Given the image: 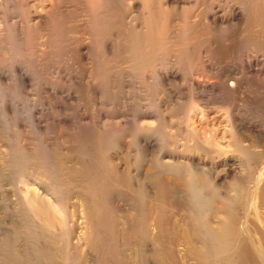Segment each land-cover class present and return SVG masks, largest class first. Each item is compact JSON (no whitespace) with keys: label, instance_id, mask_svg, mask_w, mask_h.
I'll return each mask as SVG.
<instances>
[{"label":"rangeland","instance_id":"374dc122","mask_svg":"<svg viewBox=\"0 0 264 264\" xmlns=\"http://www.w3.org/2000/svg\"><path fill=\"white\" fill-rule=\"evenodd\" d=\"M142 1L143 0H141V24L145 28L147 26V20L149 19L147 17H150L149 15L162 16V13L159 12L158 6L154 1V3H151L152 6H147L146 8L143 7ZM225 1L237 4L242 0ZM243 1L247 3L249 16L246 21L241 23V28L238 29L239 32H236V34L225 37V39L222 38L223 40L218 39L215 44L211 42L207 43V40H210L211 32L207 25L204 24L206 20H202L204 18L203 14L205 13V11L202 10L206 9L207 1L205 0L206 4L204 5L202 4L204 3L203 0H198L190 18L187 16L188 12L178 16L173 14L174 16L172 15L173 19L171 20L173 22L168 19L171 17L167 18V24L169 23L166 25L167 30L168 28L170 31L179 29L175 32H186V40L181 39V42H177L176 36H174L172 41L166 39L168 42L170 41L169 43L163 40V43L161 42L157 45V50L155 52V56H157L155 60L157 62L164 60L166 63H175L178 60L185 59L186 55L188 58V56L191 57L193 54L191 60L193 59V62L196 60L197 63L201 61L207 63V61L212 58L222 62H224V60L228 61L233 59L245 65L249 62L255 63L257 69H249L246 74L248 75V83L246 86L239 88L234 94H225V96L220 95L221 97L217 99L220 104L214 105V107L203 111L198 108V106H195V101L197 99H195L187 87L181 89V92L185 94L180 99L182 100L181 103H175L174 100V103L170 101L159 103L158 98L161 96V89H159V85L155 84L156 82L154 80L148 77L146 72L144 73V69H141V99L134 93V95L130 93L135 91L136 88L131 87L130 83L126 82L129 78L125 76L126 73L124 71V65L126 66L125 61L128 59L127 51L129 50V45L122 42L120 43V41L117 44L118 48L116 54L112 57L111 61H108L103 56L100 44H94L93 42L94 47L92 46L91 54L89 52L90 55H86L87 59L83 63L86 65L85 67L88 71H91L93 77L96 78L95 83L98 84L101 91L92 93L86 89V87L82 86V92L80 91L81 95L80 93L76 94L78 99L66 101L63 95L52 92L48 87L54 79L57 80L56 73L61 66H72V59L68 53L69 49L73 46L71 42L73 38L78 35L80 31L79 24L82 21H87L90 15L98 14L103 11V8L100 7L99 0H0V177L3 179L5 178V182H2L3 184L0 185V264L1 261H3V263L5 261L4 264H6V262L7 264H24L23 261H19V257L9 256L11 258H8L10 262L5 260L4 255L7 251L10 253L13 247L18 250L16 252H19V254L27 260V264H62L64 256L67 258L70 257V260H68L70 262L73 261L72 264L75 262V264H201L197 260L195 261V257H192L193 255L187 252V247H185L181 240L174 242V244L170 242L169 238H166L168 236L156 238V229L151 222V217L147 218L151 204L144 201L143 196L147 193L148 197L156 191V198L159 197L162 188L161 184L166 180L163 179V175L162 177L159 176L160 172L156 164V146L158 145L146 148L144 141H148L149 139V141L152 142L159 141L158 143L163 142L169 145L175 138L179 140L180 143H183L182 137H184L185 134L188 148L191 150L190 152L196 154L197 149L193 145L195 142L200 146L203 143L205 144L207 139H212L210 141L213 144L211 148L221 151V153L224 154L221 156L226 157L228 162L223 166L216 167L214 169L216 172L213 170L211 175L208 174L209 177H207L208 175L205 177H207L209 182H215V184L217 183L216 185H220L221 195H225L223 189H234V187L247 189L256 181L257 177L259 178L260 174L264 173V132L260 131L262 129L260 127H263L262 125L264 123V70L258 69L259 66L264 63V40H260L262 37L264 38V26L259 23L258 17L260 15V9L257 7L261 0ZM203 7L205 8L203 9ZM37 11L40 13L42 20L38 21L35 15L38 13ZM179 16L184 19L179 20ZM185 16H187L186 18L188 21L185 20ZM148 22V25L150 24L152 27H155L154 24L158 26L162 24L160 20L155 22L154 19L152 22L150 20H148ZM89 28L87 30L88 32L99 29V27L95 26H90ZM102 29L100 27V30L97 31L102 33ZM260 30L263 31L261 32ZM80 33L82 34L83 31ZM85 37L88 38L90 36L85 34ZM99 37L101 38L102 36ZM83 38L84 37H82V39ZM180 38H182V36H180ZM84 40L85 39H83V42ZM178 43L181 44L179 45ZM184 44L185 46H183ZM144 48H146V46L141 44V50ZM185 50L188 53H186ZM185 53L186 55H184ZM162 54L165 57L163 59H161ZM176 57L180 58L177 59ZM106 60L108 62H106ZM100 66L105 68L109 67V71H112L110 72L112 75L110 82L104 79V74L101 72ZM98 69H100V71ZM201 74L202 76L205 75L204 77H211L213 82L216 83V80L212 78L211 74ZM179 81L181 84L184 83L183 80ZM122 82H125V84L128 83V86H122ZM103 85H106V87L102 88L104 87ZM112 86H114V89ZM170 88L174 89L171 85ZM127 94H129V101L134 99L141 102V109L148 106L151 107L154 104L159 110V121L150 119L152 120L150 125H146V128L142 126L145 130L141 131L140 137L141 157H136V152L133 150L134 147L128 146L127 143H123L122 141L116 144V148L121 151L118 158L117 156H113L112 158V161L119 169L124 168L126 164H130L133 168L141 163V186H143L141 189L144 191L141 193V211H144L145 214H143V216H146L145 219L148 221L150 220L147 227L148 236L144 238L141 237V239L137 237L131 239L117 237L116 239H112L104 235L96 239L98 241H94L91 237H88L87 231H89V224H87L88 221L84 217L83 202L81 203L79 198V188L75 185L72 186L69 181V174L60 166L67 164V166H77V170L80 169L84 160L86 162L92 156L94 149L93 144L97 140L99 141V139L101 145L103 143L107 144L109 141L116 142L118 140L117 132H119L121 128L113 125V132H108V135L106 134L104 136L103 132H99L100 134L85 136L76 126L64 123L62 119L68 115L73 114L74 116L75 113L78 112V114L84 111H89L91 113L93 111V113H96V108L101 107L103 101L111 102L112 99L124 97ZM30 97L33 98V100ZM34 99L41 103L34 102ZM213 100L214 99L211 101ZM37 103L42 105L43 114L39 115L33 113L32 116H36L37 119L34 116L31 119L29 110H32ZM230 105L238 109V114L245 119L259 124V126L257 125L256 129H254V131H256L255 133L245 131L246 129L243 128L232 129V125L229 123ZM132 107V105H127V107L124 105L126 110H131ZM77 108L80 110L73 113ZM119 109L123 108L119 107ZM131 129L132 128L126 130L127 133L125 132L124 140L131 139L132 134H134L131 133L133 132V129ZM156 132L161 134L159 137L160 139H157L155 136ZM164 140L166 141L164 142ZM246 149L248 153H243ZM247 154L249 155L245 158ZM108 155L112 157L113 153L109 152ZM230 165L233 166V169H231ZM224 167L226 168L224 169ZM184 173L185 175H182L183 179L177 182V186L181 190H186L187 186L185 187V184L186 182L189 184L188 180L190 179L187 172ZM66 175L68 179L65 178ZM21 178L40 179L44 184L54 187L53 193H55V195L50 197V195L43 192L42 189L38 187L35 188V185L31 184V181L24 186L19 184L18 182ZM9 183L12 185L19 184L18 186L20 188L26 187L27 194L31 198H33V195L34 198L38 196L44 203H53L54 199L57 197H63V202L65 203L63 204L64 208L59 209L57 206L55 207V217L59 220L56 219L57 221L54 222L55 224L53 227L48 229L44 228L40 221L34 218L28 207L23 203V200L20 199L19 190L16 192L14 188L12 190L11 188L14 186L11 185L10 188L8 185ZM69 183L71 185H69ZM206 187H208L209 190V185ZM72 188L74 190H72ZM121 190H123V188ZM121 190L118 189L116 193L113 194L112 197L114 199L112 198L111 205L117 212L125 208V210L132 214L133 211L130 209L128 210V208L131 207V201L127 202L125 196H118L119 191L120 193L122 192ZM207 196H209V194ZM177 200L179 199L177 198ZM203 200L204 199H202V201ZM202 201L194 203L185 200V202L188 203L185 206L173 205L171 202H167L166 209L174 225H172V227H174L175 230H179V228L186 225L187 227H191L192 225H190V223L194 225L197 218L199 220L201 216L199 207L203 205ZM250 203L249 196H246V194L238 202V207L240 208V212L243 213V218L245 219L247 217L245 220L243 218L240 220V222L243 223H240L239 227H241V230L247 227V230H249L247 233L249 234H253L252 231L255 230L264 231V224L256 219L255 211H253L255 209L252 208ZM198 204L200 206H198ZM263 204L264 203L258 204V213L264 218ZM188 205L189 207H187ZM64 212L66 213L63 214ZM118 215H121V212L118 213ZM65 217L67 220L65 221L66 223H64L66 227L68 226L67 229H72L69 231V240L71 243L74 242L75 244L73 243L72 245L70 243L69 247L71 248L63 249L62 247L65 245L66 238L63 243L62 238L65 235L63 236L62 231L64 229L61 226L63 223L61 221L64 220L63 218ZM119 219L118 228L125 232L127 227L129 228V224L120 217ZM193 219L195 220L193 221ZM218 219H220V217L212 218L214 222H212L213 225L217 223ZM242 225L244 227H242ZM195 227L196 225L193 226V228ZM4 236L6 239L9 238V240H12L11 242H6V244L8 243L7 245L5 244ZM11 237L12 239H10ZM196 238L197 242H195L197 245L202 244L210 247L212 244L207 239H202L201 237ZM9 243L11 245H9ZM92 243L96 244L98 247L94 248L91 245ZM36 251H38L39 254L37 253L36 255ZM213 252L216 253L217 251ZM212 255L211 253L209 254V260L212 257L210 260L211 263L214 261L213 264H220L224 261L222 259L224 257L221 253L217 252L214 256ZM218 260L221 261L219 262Z\"/></svg>","mask_w":264,"mask_h":264},{"label":"bare ground","instance_id":"6f19581e","mask_svg":"<svg viewBox=\"0 0 264 264\" xmlns=\"http://www.w3.org/2000/svg\"><path fill=\"white\" fill-rule=\"evenodd\" d=\"M153 1L155 2V4H157L159 12L162 13V16H159V15L156 16V15L151 14L149 15L150 17H147V18H149L148 20H150L151 22L153 21V19L155 22L160 20L162 24L160 26L154 24L155 27H152L150 26V24L148 25L149 22L147 20V24H146L147 26L144 28L141 24V15H142L141 14V7H142L141 0H99L100 7L103 8V11L98 14L90 15L87 18V21L85 20V21H82L81 23L79 22L80 31L78 35H76L73 38V41L71 42L73 43L72 44L73 46L69 49V52H68L73 61V62L71 61L72 66L71 65H68L67 67L61 66L57 70L58 72L56 73L57 80L54 79L48 88L51 89L52 92L54 93H59L63 95L66 98V101L68 100L71 101L72 99H76V98L78 99L76 94L80 93L81 95L82 86L86 87V89H88L92 93L101 91L100 87H98V84L95 83L96 78L93 77L90 70L88 71V69L85 67L86 65L83 62L87 59L86 55L89 54V52L91 54L92 46L94 47L95 43L100 44V47L103 51V56L105 57V59H107L108 61H111L112 57H114V55L116 54V50L118 48L117 44L119 41L120 43L122 42V43H126L129 45L128 47L129 50L127 51L128 59L125 61L126 66L124 65V71L126 73L125 76L129 78L126 82L130 83L131 87L136 88L135 91L130 92V93L132 94L134 93L136 96L140 97V99H141V69H144V73L146 72L148 74V77L154 80L156 82V83L154 82L155 84L159 85L160 87L159 89H161V92H160L161 96L158 98L159 103L161 102L164 103L165 101L173 102V100L175 103H181L182 100L180 99L185 95L184 93L181 92V89L183 87H187L191 91V94L195 97V99H197L195 101V104H196L195 106H198V108H200L203 111L214 107V105L220 104V102L217 99L221 97L222 95L225 96V94H234L236 93L237 90H239V88L247 85L248 75L246 74L248 73L249 69H257L255 63L249 62L250 60L247 61L249 62L247 63V65L243 64L240 61L236 62V60L234 61L233 59L228 60V61L224 60V62H222V61L216 60L215 58L208 60L207 63L203 61L197 63L196 60H194V62H196L194 63L192 61L193 59L191 60V57L193 56V54L191 57L188 56L187 58L186 53L188 52H186L185 50L186 53L184 55L186 56H185V59L183 60H178L175 63H166L164 60L161 62H157L155 60V58L157 57L155 56L156 54L155 52L157 50L156 48L159 43L161 42L163 43V40H165L166 42H168L167 40L172 41V38L174 36H176L177 42H181V39H185V35H187V33L184 32L183 30H182L183 33L181 31L180 33L175 32L176 30L178 31L179 29H176V30L174 29L175 31H170L168 28L167 30L166 25L169 24V23L167 24L168 19H170L171 21L173 19L172 18L173 14L175 16L176 15L178 16V15H184L187 12H188L187 16H189L190 18L198 0H143L142 1L144 5L143 7L146 8L147 6H152L151 3H154ZM206 1H207L206 9L202 10V11H205V13L203 14L205 19L204 18L203 19L201 18V19L206 20L204 21L205 22L204 24L207 25V27L209 28V31L211 32L210 40H207L208 41L207 43L211 42L215 44L216 40L218 39L223 40L225 39V37L236 34V32H239L238 29L241 28V23L248 19L249 8L247 6V3L243 0L242 1L239 0L241 2H238L237 4L229 3L225 0H206ZM203 2L204 3L202 4L205 5L206 4L205 0H203ZM259 3L260 4L257 6L260 9V15L258 17L259 18L258 20H259V23H261L262 26H264V0H261ZM198 4L202 5L201 3H198ZM204 8L205 7H203V9ZM35 15L38 18V21L42 20V17L40 16L39 12ZM187 16H185V18ZM168 17H171V18H168ZM200 17H201V13H200ZM181 19H184V18L181 17L179 20ZM185 20H187V18ZM90 26L99 27V29L97 30H100V27L101 29L102 28L104 29H102V33L98 32L96 29L93 32L92 31L88 32L87 30ZM82 31L83 33L81 34L80 32ZM260 31L262 32L263 30H260ZM85 34H87L90 37L88 38L85 37ZM99 36H102V37L100 38ZM180 36H182V38H180ZM82 37H84L83 39H85L84 42H83ZM260 40L263 41L264 38L262 37ZM141 44L145 45L146 48L141 50ZM178 44L180 45L181 43H178ZM185 44L183 46H185ZM163 58L165 57L162 54L161 59ZM107 60L106 62H108ZM105 64H108V63H105ZM100 69H101V72L104 74L103 75L104 79L110 82V79L112 76L110 73L112 71L111 70L109 71L110 68L109 67L105 68V67L100 66ZM100 69L98 70L100 71ZM258 69L264 70V63H262ZM201 73L211 74L212 78L216 80V83L213 82L211 77H204L205 75L202 76ZM179 80H183L184 83L182 84L179 83L180 82ZM128 83L125 84V82H122L121 85L128 86ZM170 85L174 89H171ZM105 87L106 85L102 88H105ZM112 87L114 89V86ZM119 89H122V88H119ZM129 94L125 95L124 97L112 99L111 102L103 101V105L101 104L102 105L101 107L96 108L95 110L96 113H93V111L91 113L89 111L83 110L84 112L78 114L79 113L78 111L80 110L78 109L79 108L78 107L77 110L76 109L74 111L72 110L73 113L74 112H78V113H75L74 116L73 114L68 115L64 117V119H62L64 123H69L71 126H76L77 129H79V131H81L82 134H84L85 136H93L95 134H100L99 132H103L105 136L108 132L109 133L113 132L112 131L113 125L119 126L121 128L120 131L117 132L118 140L116 142L109 141L107 144L103 143L101 145L100 139L99 141L97 140L93 144L94 149H93L92 156L86 162L84 160V163H82V165L80 166L81 167L80 169L77 170L78 168L77 166L75 167L67 166L66 163H65L66 165L60 166L62 169H64L69 174V177H70L69 181L72 184V186L75 185L77 188H79V191H80L79 198L81 200V203L83 202L84 217L88 221L87 224H89L88 225L89 231H87L88 237H91V239H93L94 241L98 238H101V236H104V235L109 236L112 239H116L117 237L119 238L126 237L130 239L133 237H137L141 239V237L144 238L148 236L147 227H148V223L150 222V220L149 221L146 220L145 219L146 216H143V214H145L144 211H141L142 210L141 209V195H142L141 193L144 192L141 189V187H143L141 186V163H139L136 167H133V168L131 167L130 164H126L124 168L119 169V167H117V165L112 161V158L113 156L114 157L117 156L118 158V155L121 151H119L120 149L116 148L117 147L116 144L122 141L123 143L124 142L127 143L128 146L134 147L133 150H135L136 152V155H137L136 157L138 158L141 157V138L140 137H141V131L145 130L144 128H142V126L146 128V125H150L152 121L150 119L159 121L158 119L159 110L157 109V107H155L154 104H153L154 106L152 105L153 107L148 106L146 108L141 109L140 101H137L134 99L133 100L131 99L132 101L128 100ZM31 99L33 100V98ZM212 99H214L213 100L214 102L211 101ZM35 101L38 102L37 100L34 99V102ZM38 103L36 105L33 104L35 106L33 107L32 110L31 109L29 110L31 119L34 116V115L32 116L33 113H37L39 115L43 114L42 113L43 111L41 108L42 105ZM124 105L125 107H127V105L128 106L132 105L133 107L131 110L129 108H128L129 110H126L124 108ZM119 107H122L123 109H119ZM232 107L233 106H231L230 115H229V118H230L229 123H231L232 129L233 128H243V129H246L245 131L255 133L256 131H254V129H256V126L257 125L259 126V124H256V122H253L251 120L245 119L243 116L238 114V109L234 107L232 108ZM262 126L264 127V123ZM263 127H260L262 128L260 131L264 132ZM130 128L133 129V132L131 133H134V134H132L131 139L124 140L125 132L126 130ZM155 136L158 139L161 136V134L156 132ZM182 138H183V143H180L179 140L174 138V140L171 142V144L169 143V145H166L163 142L158 143L159 141L152 142V141H149V139L148 141L147 140L144 141V145L146 146V148L158 145L156 146L157 148V157H156L157 163L156 164L160 172L159 176L162 177L163 175V179L166 180L165 182L167 184L166 185L165 182L163 181H162L163 183L160 182L162 183L161 184L162 188H161V191L158 190L160 191V195L157 198H156V194H157L156 191H154L152 195L149 194L150 196L148 197H147V193L146 195L143 194L144 201L149 202V204H151L150 206L151 208L149 207L150 211H148L147 218L151 217V220H152L151 222L153 223V226L156 229L155 230L156 235H157L156 238L168 236L166 238H169L171 243L181 240L184 243L185 247H187L186 248L187 252L193 255L192 257H195L194 258L195 261L197 260L201 264L202 263L203 264H213L214 261H212L213 263H211L210 261L212 257L209 260L210 258L209 254L211 253L213 254L212 256H214V254H216L217 252L221 253L224 257L222 258L224 261L221 262L220 264H264V231L255 230V231H252L253 234H249L247 233V231H249L247 230V227L246 229L243 228L241 230L240 229L241 227L239 226H240V223H243V222H240V220H242L243 218V213L240 212V208L238 207V202L246 194V196H249V199L251 201L250 205L252 206L253 209H255L253 211H255L254 213H255L256 219H258L259 221L262 222V224H264V218L261 217L262 215L258 213L259 212L258 204L264 203V175H263L264 173L260 174L259 178L257 177L256 181H254V183L252 182L253 184L247 189H241V187L240 189L239 187H234V189L231 188L228 190L226 189L227 191L223 189L225 192V195H221L220 194L221 189L219 187L220 185L219 186L216 185L217 183L215 184V182H209L207 177H209L208 174L211 175V173L216 167L225 165L228 162V159L226 157L221 156V155H224L221 153V151H217L211 148L213 145L212 142H210L212 140L211 136H210L211 140L207 139L205 144L203 143L200 146L196 142L193 144L194 147L197 149L196 154H192L193 152L192 153L190 152L191 150L188 148L187 139L185 138V134H184V137ZM165 141L166 140H164V142ZM247 149L244 150L243 153H248L246 152ZM108 151L113 153L112 157L111 155L110 156L108 155L109 153ZM248 155L249 154H247L245 158H247ZM225 168L226 167H224V169ZM231 169H233V166H231ZM184 172H187V174L189 175L188 177L190 178L189 179L190 181L188 180L189 184H187V182L186 184L184 183L185 187L187 186L186 190H181L178 188L177 182L178 181L180 182L183 179L182 175L183 176L185 175ZM220 173L223 174L222 172ZM67 175L65 178L68 179ZM29 181H31V184L35 185V188L38 187L42 189V191L50 195V197H52V195L53 196L55 195V193H53L54 187L44 184L40 179L21 178L18 183L24 186V185L29 184L28 183ZM2 182H5V178L3 179L2 177H0V185L3 184ZM70 183L69 185H71ZM19 184L12 185L9 183L8 185L9 187L11 185L14 186L10 188L12 190L14 188L15 192L19 190L18 193L20 194L19 195L20 199L23 200V203H25V205L28 207L30 212L33 214L34 218H36L37 221H40L41 225L44 228L48 229V228L53 227V225L55 224L54 222H56L57 221L56 219H58L55 217V211H56L55 207L57 206L59 209L64 208L63 204L65 203L63 202L64 201L63 197L62 198L57 197L56 199H54L53 203H46V202L44 203L43 201H41V199H39L40 197L38 196L34 198V195H33V198H31L27 194L26 187L20 188L18 186ZM207 185H209V190H208V187H206ZM122 188L123 190H121ZM118 189L122 191L121 193L119 191L118 196H125L127 199V202L131 201L130 203L131 207H129L128 210L129 209L132 210L133 211L132 214L128 212L127 210H125V208H123L124 210L120 209L121 215H118V213L120 212L115 211V209L112 207L111 205V201L113 198L112 196L113 194L116 193V190ZM72 190L74 189L72 188ZM208 194L209 196H207ZM177 198L179 200H177ZM202 199L204 200L202 201ZM185 200H189L194 203H197L198 201L199 202L202 201L203 205L199 207V210L201 211L200 213L201 216L199 220L196 217L197 220L194 225L190 223V225H192L191 227H187L186 225V226H183L182 228H179V230H175V228L172 227L173 224L171 222V219L168 216L169 212L167 213L166 204L167 202H171L173 205L175 204L179 206H185L186 204H188L185 202ZM126 205H129V204H126ZM198 206L200 205L198 204ZM187 207H189V205ZM180 208H183V207H180ZM65 213L66 212H64L63 214ZM119 217L125 220L127 224H129V228L127 227V230L125 232H123L122 230H119L118 228V224L120 222ZM215 217L216 218L220 217V219H218V221L216 220L217 223L213 225L214 219L212 220V218H215ZM63 219L64 220L61 221L63 222L61 226L64 229L62 231L63 236L64 235L65 236L64 237L62 235L61 236L63 237L62 238L63 243H64V239L66 238L65 239L66 246L64 245L65 247L63 246L62 248L66 249V248H71L69 247L71 243L69 240L70 239L69 231L72 229L70 230L67 229L68 226L66 227V224H65L66 223L65 221L67 220V218L65 217ZM245 219H247V217ZM194 220L195 219H193V221ZM195 225L196 227L193 228V226ZM242 227L244 226L242 225ZM196 237L207 239L212 244L211 245L209 244L210 247L204 246L202 244L197 245ZM4 238H5V244L8 241L9 242L12 241V240H9L8 237H7L8 239H6L5 236ZM10 239H12V237ZM73 243L71 244L73 245ZM9 245L11 244L9 243ZM91 245L94 248L98 247L96 244H93V243ZM16 251L18 250L14 249V247L10 253H8L7 251V253L4 255L5 260L9 261L8 258L11 259L9 256L19 257L20 262L23 261L24 264L25 263L27 264V260L24 259L23 256L20 255L19 252H16ZM213 251H217V252L215 253ZM37 253L39 254L38 251H36V255ZM19 255L22 257H20ZM69 258L70 257L67 258L64 256V259L62 260L63 262L62 264H72L73 261L70 262ZM218 261L220 262L221 260H218ZM4 263L3 261H1V264H4Z\"/></svg>","mask_w":264,"mask_h":264}]
</instances>
